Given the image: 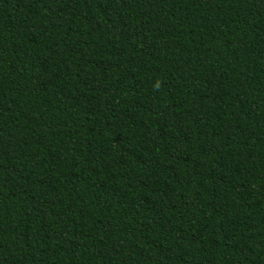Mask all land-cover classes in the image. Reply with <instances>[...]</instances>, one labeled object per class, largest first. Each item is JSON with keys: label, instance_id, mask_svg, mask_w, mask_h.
Here are the masks:
<instances>
[{"label": "trees", "instance_id": "obj_1", "mask_svg": "<svg viewBox=\"0 0 264 264\" xmlns=\"http://www.w3.org/2000/svg\"><path fill=\"white\" fill-rule=\"evenodd\" d=\"M0 264H264V0H0Z\"/></svg>", "mask_w": 264, "mask_h": 264}]
</instances>
